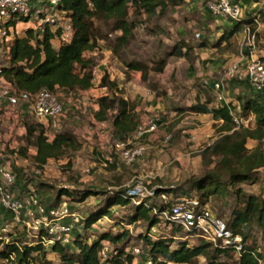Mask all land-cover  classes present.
I'll return each mask as SVG.
<instances>
[{
	"label": "trees",
	"instance_id": "obj_1",
	"mask_svg": "<svg viewBox=\"0 0 264 264\" xmlns=\"http://www.w3.org/2000/svg\"><path fill=\"white\" fill-rule=\"evenodd\" d=\"M36 1V6H33ZM178 0H58L54 7L57 13H65L72 28V37L66 44L53 46L52 41L59 32L46 29L41 37L31 30H23L21 33L13 34V39L9 45V60L0 69V78L8 82L16 91H25L31 94L45 90L50 93L74 92L78 89L90 90L95 84L92 81L91 71L95 66L94 60L87 57L86 53L102 52L101 41L105 36L101 35L94 25L95 20L104 22L109 26V33H114L116 41L120 47L128 43L132 37L134 24L129 21L130 11L133 9L136 15L141 13L148 16L163 15L169 7L177 5ZM28 4L33 10L42 5L48 6L47 0H28ZM259 22L264 23V5L257 13ZM254 18L252 17L251 20ZM18 19L13 17L5 26L14 27ZM240 22V21H239ZM242 22V21H241ZM240 22V23H241ZM240 23L235 25L231 34L237 32ZM208 43L203 41L197 45L198 49L208 48ZM116 49V48H115ZM114 50V49H113ZM192 47L183 44L175 46L172 51L158 61L153 67H149L139 61H131L125 65L129 72H139L141 80L144 74L163 72L169 57L186 58ZM101 86L109 90L107 96L96 100L97 110L94 118L98 122L109 121L113 131L119 136V140L131 136L139 123L141 117L131 110V104L122 96L112 93L116 85L109 81L107 74H104ZM208 103L195 104L189 107L188 111L198 114H208L214 120H221L220 132L231 130V119L227 108L208 109ZM243 114L253 113L255 115V130H244L242 133L237 131L231 134L221 135L209 149L201 152L205 159L209 154L214 157V168L204 175L186 181L178 190L170 189L159 185L155 190V196L159 193L184 194L196 193L201 205H206L203 201L206 198L223 197L229 188H235L239 184H252L257 181V172L264 168V155L259 149L248 152L246 142L248 139L259 140L261 130L264 128V103L254 98H247L241 104ZM109 117V118H108ZM254 132V133H253ZM35 149V166L39 170L43 169L49 161L61 160L67 152L77 151L79 145L75 137L68 131H61L54 134L53 138L44 132L40 124L26 125V134L23 137V146L16 149L19 157L26 156L29 147ZM1 166V165H0ZM111 170L115 169V164L109 165ZM12 173V172H11ZM13 186L8 188V192L19 198L27 190L23 185L19 186L16 181ZM19 180V179H18ZM37 180V179H36ZM38 188L46 186L44 183L36 181ZM39 196L40 204L48 211L58 207L62 199L72 200L82 203L89 197L102 196L104 203L97 206L84 219L85 232L98 220L111 217L110 210L114 206L128 208L132 206L131 199L126 195V189L118 191H95V190H68L58 189L53 203L45 205L41 199L40 190L34 189ZM235 195L239 196L243 203V208L233 210V218L226 223L227 227L234 233L242 236L246 243L256 226L263 234L264 241V178L259 186L257 195H248L240 188L236 189ZM188 197V196H186ZM156 198V197H155ZM169 203L164 205H147L146 202L133 205V212L128 216L129 224L144 221L148 224L147 233L151 227L158 223L155 215L151 214L152 209H165ZM69 208V207H68ZM70 210V208H69ZM6 215L2 224L10 220V216L0 208ZM71 211V210H70ZM179 232L180 229H172ZM127 231L123 237H127ZM146 233V234H147ZM143 235L141 241L147 250L150 264H194L199 256H203L206 264H223L219 262V256H225L226 250L214 249L210 244L204 243L198 246H190L187 242H180L176 249L171 250L170 244L173 237H161L152 240ZM90 236L75 235L66 245H53L50 249H45L38 241L32 239L27 244H23V239L27 235L23 228H13L11 240L6 243L0 239V264H50L46 261V254L53 253L59 259V264H127L132 263V255L126 254V246L122 245L114 249V255L106 262H102L98 256L100 242L108 240L111 243L118 241V236H112L109 232L100 233L95 242L89 243ZM245 251L240 258H236L235 264H259L258 260L264 264V255L258 252L256 245H246ZM212 249L211 252L209 250Z\"/></svg>",
	"mask_w": 264,
	"mask_h": 264
},
{
	"label": "rangeland",
	"instance_id": "obj_2",
	"mask_svg": "<svg viewBox=\"0 0 264 264\" xmlns=\"http://www.w3.org/2000/svg\"><path fill=\"white\" fill-rule=\"evenodd\" d=\"M202 3L203 0H178L177 5L169 7L163 15L155 16H148L141 12L136 15L132 9L129 14V21L134 24L132 37L128 39V43L123 47H120L115 42L116 36L114 33H109V26H106L100 20H95L94 25L99 29L100 34L105 36L104 40L101 41V48L103 50L102 52L86 53V56L93 58L94 67L98 68L101 74H107L109 81L116 85L111 90L112 93L123 97V95L128 94L126 92L127 88L124 89V87L130 81L129 79H133L129 75L133 72L125 69L127 63L139 61L149 67H153L158 61L167 57L175 46L183 44L192 47V50L185 58L189 65H191L196 60L193 48L203 41L209 44L216 43L219 39L217 29L220 26L215 21L216 19L204 12ZM33 6H36V1ZM254 26L253 24L252 29H255ZM216 27L217 29H215ZM25 28L26 26H18V32L21 33L23 30H26ZM197 34H199V37L196 36ZM55 45H57V42L54 43ZM263 47L264 34L259 35L257 33L255 54L257 57L261 56L260 51ZM181 59L183 57H169L166 63L167 66L162 73L151 72L144 74L142 83H136L137 85L131 90L132 98L142 97L144 101L140 98L139 103H143L145 107H149L156 98H160V104L169 105L172 110L182 104L185 105L183 109L188 110L193 105L190 102L185 103L186 100L189 101L185 96L183 99H180L182 94L175 96L176 93H173L172 96H169L167 93L168 90L175 91L176 87L180 86L176 75L177 72L181 73L183 71L179 64ZM5 65L4 56L0 55V67ZM182 75L185 77L184 74ZM194 81L196 84L200 83L199 78H194ZM0 84L4 85L2 81H0ZM118 85H121V90L118 89ZM147 90L155 92V98L148 96ZM56 94L64 105V112L61 117L53 122L45 120L41 123L37 121L27 107L25 108L24 106L7 107L3 104L0 105V165L7 167L14 174L17 182L22 180L19 182V186L23 185V188L26 190L30 188L40 190L41 199L45 205L53 203L56 190L62 188L78 191L114 192L119 189H128V187L133 186L135 181L141 180L147 191L159 185L167 188L174 187L175 190H178L186 181L204 175L215 166V159L212 154L203 159L198 148L205 142L213 139V136L217 137L220 135V129L217 128H213V135L209 138L198 139V143L192 142L195 148L187 146L191 134L180 133V142L182 144L178 148V152L182 155L179 158L180 160H176L173 156L169 155L168 160L162 162V160L156 158L153 164L150 162L153 156L151 150L148 151L147 141L142 143V146L145 147L144 156L133 165L124 166L118 155L114 152V145L119 140V136L113 131L109 121L98 122L94 118V113L97 110L94 95L97 94L81 89L69 94L62 91ZM129 103L131 104V109H133L135 105L134 100L129 101ZM152 115H154L152 112L139 111L141 119ZM27 124H40L50 139L57 132L68 131L75 137L79 148L77 151L67 152L61 160L49 161L43 169L39 170L35 166V149L32 146L27 149L24 158L19 157L15 152L18 147L23 146V137L26 134ZM173 124L170 123L165 131H160L163 136L159 138L161 142L155 147V151L161 152L160 155L166 153V149H169L168 146L175 140L176 133L171 129V125ZM244 130L242 128L237 132L242 133ZM246 130L254 131L255 124ZM261 131L259 140H247L246 149L248 152L259 149L261 155H264V128ZM166 136H170L168 143L164 142ZM109 158L115 164L114 170L109 168V165L112 164L108 163ZM170 161L171 163L168 164ZM85 169L88 170L87 173L84 172ZM170 169L172 170L170 171ZM263 178L264 168H261L257 172L256 182L236 185L235 188H229L227 190L228 193L224 194L223 197L211 196L203 202L206 203V206L214 217L222 220L224 223H228L233 218V210L243 208L241 199L235 195L236 189L240 188L248 195H257ZM36 181L44 183L46 186L40 189L35 185ZM17 189L18 187H16V191ZM180 195L183 194L180 192L178 194H169L166 202H162L155 197H143L139 200V203L143 204L146 202L147 205H164L167 202L172 203L173 199ZM184 195L196 199L198 197L196 193ZM62 202H65L71 212L76 213L84 221L97 206L103 205L104 200L102 196H96L89 197L82 203L73 202L65 198L62 199ZM131 203L132 206L128 208L114 206L110 210L111 217L98 220L95 225L91 226L88 232H85L84 224L75 226L72 231L73 237L75 235L85 237L94 233L95 236L90 237L88 240L89 243H92L95 242L100 233L109 232L112 236H118L119 238L114 243L110 242L113 250L122 245H127V251L140 249L139 255L132 256L134 259L132 258L131 264H146L148 262L147 250L141 238L147 233L148 224L141 220L135 224H129L128 216L132 214L134 205L133 201ZM5 217L7 216L0 215V230L3 219H6ZM160 229L162 233L161 237H173V243L170 244L171 250L176 249L178 243L184 241L190 246L204 244L198 238H186L187 234L184 232H174L166 224L162 223ZM125 231H127L126 238L122 236ZM8 236L11 240L12 234ZM22 241L23 244H27L32 239L27 236ZM253 244L256 245L258 252L264 255L263 234L256 226H254L253 232L246 242V245L251 246ZM211 251L212 249L209 250V252ZM235 259L236 257L230 253L225 256H219V262L223 264H235ZM46 261L50 264H59L58 257L53 253L46 254ZM194 264H206V261L203 256H199Z\"/></svg>",
	"mask_w": 264,
	"mask_h": 264
},
{
	"label": "built area",
	"instance_id": "obj_3",
	"mask_svg": "<svg viewBox=\"0 0 264 264\" xmlns=\"http://www.w3.org/2000/svg\"><path fill=\"white\" fill-rule=\"evenodd\" d=\"M48 6L42 5L36 10L28 4V0H0V55L4 56L5 63L9 60V45L12 42L13 34L18 33V26H26V30L36 33L41 37L46 29L59 32L55 37L58 45L66 44L72 37V28L65 18V13H57L54 7L58 0H47ZM203 7L212 17L232 23L241 21V8L237 0H203ZM13 17L18 19L14 27H6L5 24ZM256 28L245 26L241 35V48L247 50V55L217 73V78L210 82L203 79V88H210L214 93L215 100L220 108H227L231 119V133L239 129L250 128L255 122L253 114H243L240 108L230 107L225 87L229 82L248 84L254 91H264V47L260 51L261 56L256 54ZM199 37V34L196 35ZM241 49V50H242ZM243 54V51H242ZM1 69V67H0ZM94 88L90 89L95 101L100 97L107 96L109 91L105 86H101L103 74L98 68L91 71ZM4 85L0 84V105L7 107L24 106L29 110L37 121H55L62 116L64 105L56 93L42 90L31 94L25 91H16L8 82L0 78ZM160 128V120L157 115H152L141 119L135 132L122 140H118L114 145V152L118 155L124 166H131L142 158L145 147L142 143L150 135L155 134ZM223 134L210 139L198 148L199 152L209 149L214 142ZM170 136L164 138L168 143ZM190 140L195 142V136ZM108 163H112L111 158ZM88 172L87 169L84 170ZM15 182V176L5 167L0 166V208L9 216L10 220L4 222L0 230V239L8 243L13 228H23L26 235L38 241L45 249H50L53 245H66L72 239V231L75 226L82 224V219L74 212H71L62 203L58 207L48 211L40 204L38 194L33 188L16 198L8 192ZM131 188V189H129ZM158 186L147 191L141 180L135 181L132 187L126 189V195L133 201L134 205H139V200L143 197H156L162 202L168 200L167 193H159L155 196ZM175 190L174 187H169ZM168 203V202H167ZM158 223L151 227L146 236L152 240L161 238L160 225L166 224L170 229H180L187 234L186 238L194 237L208 243L214 249L226 250L236 258H240L245 251L246 243L242 236L230 230L226 223L214 217L206 205H201L199 200L193 197L178 196L165 209H152ZM106 219V218H104ZM127 255L140 254V249L127 251ZM114 250L108 240L100 242L98 256L102 262L112 258ZM148 258V256H147ZM134 259V258H133ZM259 264H262L258 260ZM127 264V263H123ZM146 264H150L149 258ZM167 264H174L167 262Z\"/></svg>",
	"mask_w": 264,
	"mask_h": 264
},
{
	"label": "crops",
	"instance_id": "obj_4",
	"mask_svg": "<svg viewBox=\"0 0 264 264\" xmlns=\"http://www.w3.org/2000/svg\"><path fill=\"white\" fill-rule=\"evenodd\" d=\"M237 2L241 8L242 22L240 21L241 23L240 22L232 23L220 19L215 20L216 22H218L220 26L219 29H217V27L215 28L218 30L219 39L216 41L215 44L208 43L209 46L206 49L193 48V50L195 51L194 56H196V60L194 63H191V65H189V63L186 61L184 57L183 59H181L179 64H180V68H182L183 71L181 73L177 72L176 75V78L178 79L180 86L176 87L175 91L168 90L167 93L169 96H172L173 93H176L175 96L177 94H182L180 99H183V97L185 96V98L189 100V101L186 100L185 103L190 102L191 105L208 103L207 104L208 109L220 108L215 100L214 93L211 91L210 88H203L201 82L203 79H208L210 82H212L214 79L217 78V73L220 70L238 61L240 57H242L243 55H247V50L244 49L243 54H242L243 50H241L240 40H241L243 28L245 26L252 27L253 24L255 25L254 27L256 28V23L259 22L257 13L261 8H263L264 5V0H237ZM202 8L208 16L212 17L204 9L203 3H202ZM252 17L254 18L253 20H251ZM239 23L240 26L238 27L237 32L231 34V30L235 27V25ZM257 28H258L257 33L259 35L264 34V23L259 22ZM234 39L237 40V42L234 43L235 41ZM54 43H56L55 40L52 41L53 46ZM55 46H58V44ZM182 74H184L185 77H183ZM129 75L133 77V79L132 80L129 79L130 81L127 82L126 87H124V89L127 88L126 92L128 94L123 95V98L128 101L134 100L135 105L133 106V109L131 111L137 113L138 115H139V111L141 110H144L145 112H152L154 113V115H157L160 120L159 130L155 134L150 135L144 141V143L148 141L147 144L148 151L151 150V154L153 156L150 162H152L153 164L155 163L156 158H159L160 160H162V162L168 160L169 155L173 156L174 159L176 160H180L179 158L182 156L181 153L178 152L179 151L178 148L182 146L180 142V137H181L180 133L182 134L190 133L191 136L196 137L197 141H195V143H198V139L200 140L204 138H209L211 135H213V131H214L213 128L221 129L223 123L221 120H214L208 114H198V113L189 112L188 110H184L183 107L185 105H183L181 102L180 104L182 105H178L176 109L172 110L171 107H169V105L160 104L159 100L161 99L156 98L155 101L157 103L154 101L153 104H151L149 107H145L143 103H139L140 98L143 99L142 97L138 96L136 98H132L131 95L132 92L131 90H133L135 85H137L136 83H140V82L142 83L141 74L139 72H133L132 74ZM194 78H199L200 83L196 84ZM120 86L121 85L117 86L119 90H121ZM225 89H226L225 91L226 98L230 107H236L241 109L242 102L247 98H254L264 103V91L256 92L248 84L229 82L226 84ZM84 91L91 92L90 90H84ZM69 93L70 92H68V94ZM147 94L150 97L156 96V93L151 91H148ZM191 105H186V106H191ZM40 122L42 123L44 121H40ZM170 123H174L173 125H171V129L175 131L176 137L174 142L171 143L170 146H168L169 149H166L167 152L164 153L163 155H160L161 152L155 151V147H157V144L161 142L159 139L160 137L163 136L161 132L165 131ZM221 133L231 134V130L227 133L220 132V134ZM214 137L215 136H213V138ZM190 138L188 139L189 144H187V146L189 148H195V145L192 143ZM145 159L148 160L147 158ZM170 163L171 161L168 162V164ZM171 170L172 169H170V171ZM0 215L3 216L4 214L0 211Z\"/></svg>",
	"mask_w": 264,
	"mask_h": 264
}]
</instances>
